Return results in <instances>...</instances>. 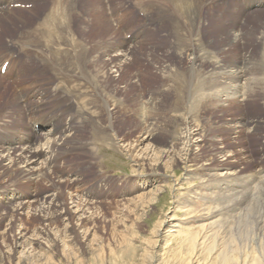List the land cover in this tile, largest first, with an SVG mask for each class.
Segmentation results:
<instances>
[{"label": "bare ground", "instance_id": "obj_1", "mask_svg": "<svg viewBox=\"0 0 264 264\" xmlns=\"http://www.w3.org/2000/svg\"><path fill=\"white\" fill-rule=\"evenodd\" d=\"M81 1L82 5L78 3L80 2L78 0H0V23L1 20L9 19L10 26L18 29L16 36L0 42V70L5 67L3 74L0 73V99L4 96L3 94L9 93L12 99L18 100L19 97H22L20 92L25 91L26 101L24 102H29L27 101L30 98L28 94L32 90L26 88L33 85L29 82L36 76L41 81L39 83L40 91L42 90V93L45 90L48 91L44 82L49 77L48 69L53 73H62L61 76H56V85L61 89L68 82L67 87L70 86L72 89L71 83L78 80V84H84L85 89H89L90 93H82L81 89L68 90L67 87L66 90L75 97L80 96L86 102L82 106H76L74 113L77 114V111L84 110L83 115L77 118L92 125L94 135L92 139L96 138L98 142L103 141V143L105 141L107 143L110 139V143L113 142L128 155L134 166V171L145 170L147 175L154 177L155 182L158 183H163L164 175L161 170L163 166L170 164L169 161L172 163L182 161L183 164H187L194 160L193 149L198 145L197 141L202 136V130L194 123L195 121L192 120L188 112V114L183 113L182 119L180 118L182 128L175 146L172 149L170 147L167 151L165 149V151L157 152L155 155L159 159H152V155L150 156L151 151L154 154L153 148L150 146L153 137L151 131L156 129V124L152 121L156 119L149 122L146 128H142L141 134L132 142L126 140L124 134L121 135L120 132L118 134L114 127L117 121V109L119 110L117 107L122 106L123 100L116 96L118 92L116 87L108 89L104 83H107V78L111 77L110 73L113 72H115L114 81L119 82L123 78L124 68L131 62L128 55L131 54L132 47L139 44L138 41H134V37L130 39H126L125 36L124 38L115 37L118 32L121 33V26L125 19L128 21L129 29L141 28L140 30H145L146 36L149 30L152 34L154 31H158L156 27L161 26L162 34L159 36L163 35V40L166 41L159 37L160 47H164L167 42L169 47L163 48L165 52L187 56L188 64L182 69L175 64L165 63L161 64L159 68L160 77L162 80L164 79L161 81L165 85L164 89L166 88V91L167 89L174 90L173 102L203 101L206 104L208 101H217L222 106L232 104L235 108H239L244 102L255 101L256 97H262L264 101V30L259 32L257 37L258 27L255 28V32L254 29L245 26L250 17L264 12V0H127L119 1L120 3L113 7L110 4L95 6V0ZM21 10H26L24 13L29 12L28 16L21 17L19 14L22 12ZM16 12H18L17 15ZM157 14L162 17L168 16L167 19H164L163 25H160L159 21L152 23L153 18H158ZM10 16L12 17L10 18ZM130 17H134L136 21H132L133 19L131 20ZM211 17L212 19H210ZM150 22L154 25L152 26ZM99 24L101 26L95 29L94 27ZM147 26L150 28L149 30L145 29ZM91 29L96 31L94 34L96 37L86 35V32ZM0 32H2L1 27ZM99 33L100 35H98ZM101 34L103 35L101 36ZM113 34L115 35L112 37ZM131 36L129 35V37ZM252 37H255L254 39H257L258 42L257 49L255 48L256 52L253 50L256 45H251L248 41ZM148 42L140 43L146 45ZM150 55H152L151 52L147 53V56L151 58ZM207 63L213 66L206 65ZM135 75L137 76V74ZM7 77H11L10 80H5ZM132 79L134 80V76ZM134 82L130 79L125 85L120 86L122 89H119V92L125 93ZM155 93L153 92V94ZM150 97L151 104L159 101L155 100L154 95ZM221 98L225 101H221ZM53 99H62V95H57ZM15 102L13 113H21L20 103L22 104V101ZM44 103L43 100L40 105L42 106ZM27 107L30 106L26 105L25 108ZM33 108L38 111L39 107L31 106L29 109L35 111ZM119 111L121 114L123 113V111ZM102 114L105 117L103 118L105 119L104 125L103 122L102 124L99 122L101 120L99 116ZM35 118L39 120L33 123V127L37 124V131H39V136H36L35 139L22 131L23 129L16 132L12 130L16 135H19V139H15L13 136L0 139L1 169L5 171L16 169L20 175H26L33 179L47 177L50 168L49 159L54 152L62 151L61 147L65 145L74 146L72 144L75 140L72 122L74 123L75 118L67 119V117L65 121H68L63 132L58 134L50 133L55 125L53 118H50L47 123L39 117ZM261 120L257 121L245 115L233 117L223 124L220 133L223 132L230 136L240 135L246 133L247 128V132H252L253 129L255 130L261 125ZM164 126L160 124V127L165 130ZM32 130L34 129L32 128ZM85 144L87 143L85 142ZM237 147L239 148L234 144L232 146L233 150ZM116 148L114 147V149ZM12 150L14 151L11 152ZM63 151H68V149L65 147ZM224 152V148L220 147L218 154L224 156ZM169 158L172 160L168 161ZM221 161L215 162L212 166H224L225 164ZM243 162L248 163V160ZM208 167L206 163H202L199 165V170H207ZM260 168L262 169L263 165L258 170L254 169L256 171L251 172L252 174H248L247 180H243L236 169H224L220 173L206 171L203 177L198 172L193 173V177H198L201 181L199 183L204 188V191L200 192L195 189L191 190L196 192L197 195L194 198L202 201V208L207 211L202 215V218H213V220L208 222L207 226H202L201 231L198 230L195 234L186 237L190 243L189 252L193 253L197 245L201 243L200 247L207 251V259L210 258L212 249L222 247L221 251L215 255V259L217 257L220 264H264V233L260 232L262 236L259 237L258 234L256 235L257 226L259 229L261 227L264 229V220H259L260 218H256L257 216L254 217L255 219L250 218L249 212L242 214L245 209L249 210L251 205L248 203L250 201L264 199V169H262L263 173L259 177L257 176ZM76 180H78L76 176L71 178L72 182ZM52 185L54 186V184ZM155 186H157L156 189L151 190L150 195L161 191L163 184ZM52 191H56V194L47 193V195H41L36 201L33 200L36 203L39 201L37 206L33 205L35 204L33 201L27 205L19 201L13 206L11 220L19 221V215L24 213L25 206H27L29 209L38 211L37 214L42 222H40L38 230H33L28 237L23 228H18L16 236L14 235L11 242L7 243V247H5L7 254L12 256L18 247H21L22 250L33 249V245L44 243L40 239H49L47 241H51L52 246L57 247L60 242L59 236L63 240L67 238L66 241L70 244L64 241L68 246L77 245L85 249V246L90 243L88 237L91 234V227H84L83 220L86 219L87 211L89 212L91 209L92 212L96 211L99 202L92 199L98 198V195L90 193L88 190L82 195L75 194L74 196L73 194L72 203L75 202V204L72 205L74 208L72 209L63 206L62 202L59 203L58 193L60 190L57 191L56 188H53ZM87 196L91 199H88ZM185 202L187 208L191 209V201ZM229 210L231 211L230 215L223 213V211ZM57 217L64 220L63 226L60 228L50 224V221ZM232 218L235 220L231 221ZM73 219L77 221L76 224H71ZM170 225L177 226L176 223ZM52 230L55 231L52 232ZM171 231L173 229H170ZM81 232L83 235L78 236ZM198 236L200 238H197Z\"/></svg>", "mask_w": 264, "mask_h": 264}, {"label": "rangeland", "instance_id": "obj_2", "mask_svg": "<svg viewBox=\"0 0 264 264\" xmlns=\"http://www.w3.org/2000/svg\"><path fill=\"white\" fill-rule=\"evenodd\" d=\"M78 1H80L78 3L82 5V1ZM119 1L125 2L127 0H95V6L110 4L113 7L120 3ZM21 11L22 12L19 13L21 17L25 18L28 16L29 12L24 13L26 10ZM218 13L221 12L218 11ZM17 14L18 12H16V15ZM11 17L12 16H10V18ZM167 17L168 16L162 17L158 15V18H153L152 23L154 21H159L161 22L160 25H163L165 23L164 19H167ZM130 18L131 20L133 19L132 21H136L134 17ZM224 18H226L225 15ZM210 19H212V17ZM11 21H14V19H11ZM1 23L0 27L2 28V32H0V42L2 43L6 38H13L16 36L18 29L10 26L9 19L1 20ZM127 23L128 21L125 19L121 26V33L118 32L116 35L113 34L112 37L114 35L115 37L120 36V38H124L125 36L126 39L134 37V41H138L140 45L136 44L132 47L133 50L131 54L128 55L131 62L124 68L123 78L119 82L114 81L113 75L115 72H113L110 73L112 76L107 78V83H104L108 89L116 87L118 90L116 96L123 100L122 106L119 105L120 107H117L119 110L123 111V115L117 109V121L115 122L114 128L118 134L119 132L121 135L124 134V138L132 142L141 134L140 131H142V128H146L149 122L156 119L152 121V123L156 124V129L151 131L153 137L150 141V146H152L154 154L151 151L150 156L152 155V159H157L158 157L155 155L157 152L165 151V149L167 151L170 147L172 149L175 146L182 128L181 117L183 113H189L192 120L195 121L194 123L202 130V136L197 141L198 145L193 149L194 160H191L187 164H183L182 161L172 163L169 161L172 159L169 158L168 161L170 164L163 166L161 170L164 175L163 183L155 182L154 177L147 175L145 170L140 171V169H137L134 171V166L128 155L113 142V144L110 143V139L107 143L106 141L104 143L103 141L98 142L96 138L92 139V136H94L92 125L77 118L83 115L84 110L77 111V114L74 113L76 111V106H82V104L86 102L80 96H73L68 90L81 89L82 93L86 94L90 93V90L85 89L86 86L84 84H78V80L71 83L72 89L70 86L67 87L69 82L62 86L61 89L56 85V76H61L62 73H53L48 69L49 77L44 81L48 91L45 90L44 93H42V90L40 91L39 83H41V81H39L36 76L35 79L29 82L33 85L26 88L27 90H32L28 94L30 98H28L27 101L29 102H24L26 101V92H20V96L22 97H19L18 100L19 102L22 101V104L20 103L21 113H13L14 105L16 104L15 101L18 100L12 99L9 93L3 94L4 96L0 99V139L3 137L7 139L10 138V136L19 139V135H16L15 132L22 129V131L28 133L31 138L35 139L36 136H39L37 124L33 127V123L39 121L35 117L43 119L45 123H47L50 118H53L55 125L50 133H62L68 121H65V119L67 117V119L72 117L75 118L74 123L72 122L75 139L72 144H74V146L65 145L61 148L64 149L66 147L68 151L64 152L63 149L60 148L62 151L54 152L55 155L53 154L49 159V175L47 174V177L37 178L38 180L26 175H20L16 169L14 171H5L0 168V264L221 263H219L217 257L215 259V255L221 251L222 247L212 249V254L210 258L207 259V251L203 247H200L201 243L197 245V239V247L194 249L193 253L189 252L190 243L189 239L186 237L190 234H195L198 230L201 231L202 226H207L208 222L213 220V218H202V215L206 214L207 211L202 208V201L194 198V196L197 195L196 192L191 190L195 189L200 192L204 188L202 184L199 183L201 182L199 178L193 177V173L198 172L200 176L203 177L206 171L209 173H220V171L224 169H236V171L238 170L240 173V176H242V179L247 180V175L258 170L260 166L263 165L262 169H264V101L262 97H256L255 101L251 100V102H244L245 104L243 103L242 106L239 107L240 109L235 108L232 104L222 106L217 101H208L206 104H204L203 101L173 102L175 95L174 90L167 89L166 91V88L164 89L165 85L161 83L164 79L162 80L160 77L159 68L161 64L165 63L175 64L182 69L188 64V59H186L187 56L165 52L163 48L168 46L167 42H165L164 47H160L159 44L161 42L158 38L160 37L159 35L162 34L161 26L156 27L158 31H154L152 34H150V28L147 26L145 29L149 30V32L146 36L145 30L142 31L140 30L141 28L129 29ZM152 23L150 22V24ZM153 25L154 24H152V26ZM99 26H101V24L94 28L96 29ZM245 26H247V28L249 26L252 30L254 29L255 32V28L258 27V37L259 32L264 30V12L250 17V19L246 21ZM153 29L155 30V28ZM95 32L94 29H91V31L86 32V35L94 36ZM100 33L98 35H100ZM107 34H109V32H107ZM102 35L103 34H101V36ZM129 35L132 36L129 37ZM162 36L160 37L161 40H163ZM205 36L207 37V34ZM255 37L248 40L250 44H254V46L258 43L257 39H254ZM145 41L149 42L146 43V45L145 43H140ZM172 44L171 42V46ZM255 48L257 49V45L253 49L254 52H256ZM150 52L152 53V55H150L151 58L147 56V53ZM206 65L213 66L209 63ZM3 72L4 70L1 69L0 73L3 74ZM135 74H137L138 77ZM20 75L22 74L20 73ZM133 76L134 80L132 79ZM10 78L11 77H7L5 80H10ZM130 79L132 82L135 81L132 87L125 93H120L119 89H122L120 86L125 85ZM165 84H167V82H165ZM66 87L68 90H66ZM153 92L157 94H153ZM57 95H62V99H53ZM151 95H154L155 100L157 99V101H159H155V104H151ZM43 100L45 103L41 106L40 103ZM221 101H225V99ZM26 105L30 107H39L38 111L34 108L35 111L30 110V107L25 108ZM240 115L248 116L257 121L263 120H261V125L255 129L256 131L254 129L252 130V132L254 131L253 133L247 132L248 128L245 130L246 133L240 135L230 136L223 132L220 133L225 122H228L233 117L237 118ZM103 118H105L103 114L99 116V119H101L99 122H101V124L103 121L105 122ZM159 120L160 123H158ZM104 122L103 125L105 124ZM160 124H162V126L165 125V130L160 127ZM32 128L34 130H32ZM47 128L50 129V127ZM12 130H15V132ZM219 134L221 135L216 136ZM85 142L87 144H85ZM233 144L238 145L240 149L237 147V149L233 150ZM114 147L117 148L114 149ZM144 147L146 146L144 145ZM220 147L224 148V156L218 154L220 152ZM91 149H93V152ZM13 151L14 150L11 152ZM246 159L248 163L243 162ZM219 160H222L221 162L225 165L213 167L212 165ZM200 163H206L209 166L208 169L199 170ZM261 170L257 174L258 177L263 173V170ZM73 176H76L78 180L72 182L71 178H73ZM52 184H54L55 187ZM160 184H163L161 187L162 190L160 189L161 191L156 192L155 195H150L151 190L156 189L155 187L157 186L155 185ZM53 188H56L57 191L60 190L58 193L60 198V200L58 199L59 203L62 202L63 206L72 209H74L72 205L75 204V202L74 204L72 203L73 194L74 196L75 194L82 195L88 190V192L98 195V198L92 199L95 201L97 200V203L99 202L96 211L95 209H93L95 212H92V209L89 210V212L87 211L85 214L86 219L83 220L84 227H91V234L88 237V242L90 243L85 246V249L77 245L68 246L67 243L69 242L66 241L67 238L64 239L66 243L62 237L59 236L60 242L57 247H53L50 243L51 241H47L49 239H40V241L44 243L33 245V249L25 248L22 250L21 247H18L16 253L12 256L7 254V249L5 247H7V243L11 242V238L14 235L16 236L18 228H23L28 237L32 234L33 230H38L37 228L39 224H41L40 222H42L39 214H37L38 211L29 209L27 206H25L24 213L19 215V221L11 220L13 206L19 201L27 205L30 202L32 203L33 200L36 201L41 195H47V193L52 192L56 194V191H52ZM189 192L191 193L190 195L187 194ZM87 198L91 199V197L88 196ZM82 199L84 198L82 197ZM184 200L187 202L191 201L190 207L192 206L193 210H191L192 208H187ZM262 200L264 199L261 198L256 201H250L248 203L251 205H249L250 208L247 206L249 210L246 211L245 209L242 214L249 212L248 215L250 218L255 219L254 217L257 216L256 218H260L259 220L262 219L261 221H263L264 201L262 202ZM34 203L33 205L35 206L39 201L38 203ZM236 211L238 212V210H235V212ZM223 213L228 215L229 213L231 214V211H223ZM230 220L234 221L235 218ZM63 221L61 218L57 217L52 219L50 224L51 226L60 228V226H63ZM76 222L77 221L73 219L71 224H76ZM171 223H176L177 226L173 227L170 225ZM170 229H173V231L170 232ZM54 231L55 230H52V232ZM260 232L263 234L264 229L262 227L259 229V226H257L256 235L258 234V237L262 236ZM58 234L60 235V233ZM58 234H56V236H58ZM80 235L82 236L83 233L81 232L78 236ZM197 238H200V236Z\"/></svg>", "mask_w": 264, "mask_h": 264}]
</instances>
